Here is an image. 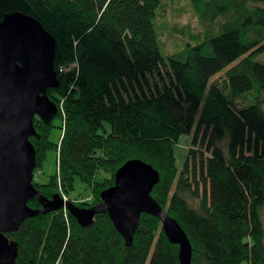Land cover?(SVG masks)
Returning a JSON list of instances; mask_svg holds the SVG:
<instances>
[{
  "label": "trees",
  "instance_id": "trees-1",
  "mask_svg": "<svg viewBox=\"0 0 264 264\" xmlns=\"http://www.w3.org/2000/svg\"><path fill=\"white\" fill-rule=\"evenodd\" d=\"M160 7V0H0V20L19 11L53 36L54 69L77 61L47 90L61 120L58 142L48 139L52 121L33 119V172L50 149L57 167L32 185L45 202L65 198L78 180L89 195L66 200L91 207L123 163L140 160L157 170L150 195L188 236L192 264H264V62L254 60L264 50V0L203 1V37L166 55L154 23ZM192 129L178 169L173 144ZM28 205L42 206L36 198ZM6 236L17 244L15 264H180L178 245L148 214L130 246L105 211L85 227L65 208L37 214Z\"/></svg>",
  "mask_w": 264,
  "mask_h": 264
},
{
  "label": "water",
  "instance_id": "water-1",
  "mask_svg": "<svg viewBox=\"0 0 264 264\" xmlns=\"http://www.w3.org/2000/svg\"><path fill=\"white\" fill-rule=\"evenodd\" d=\"M55 39L33 17L19 12L0 20V264H15L17 244L6 234L15 233L26 218L65 208L85 227L105 211L124 244L130 246L142 214L157 217L167 239L178 245L180 264H192L188 236L174 218L151 197L159 181L156 169L140 160H128L114 173L113 185L100 193L101 202L78 207L58 195L42 201L32 185L36 165L29 137L35 135L34 117L44 124L56 115L47 96L59 82L53 68ZM36 198L40 209L28 205Z\"/></svg>",
  "mask_w": 264,
  "mask_h": 264
},
{
  "label": "rangeland",
  "instance_id": "rangeland-1",
  "mask_svg": "<svg viewBox=\"0 0 264 264\" xmlns=\"http://www.w3.org/2000/svg\"><path fill=\"white\" fill-rule=\"evenodd\" d=\"M206 0H160L161 7L159 8L154 19L155 27L159 40L161 42V52L163 55L177 52L183 48L185 43L194 44L199 41L203 35L202 25L199 21L198 6ZM223 17L219 16L213 23V28L216 27L217 21ZM254 60L264 62V50L254 57ZM216 75L214 78L218 77ZM53 127L50 129L48 139L52 143H57L60 139L62 129L61 120L55 117L52 120ZM193 129L189 133H183L178 136L173 144V155L175 166L180 169L188 148L191 147V138ZM56 151L50 149L46 151L45 158L41 163L40 169L33 172V179L38 183H45L49 176L56 171ZM89 195V190L78 180L74 182V188L65 196L68 199H85ZM64 200V199H63ZM261 220L264 230V206L261 210ZM241 264H245L242 262Z\"/></svg>",
  "mask_w": 264,
  "mask_h": 264
},
{
  "label": "built area",
  "instance_id": "built-area-1",
  "mask_svg": "<svg viewBox=\"0 0 264 264\" xmlns=\"http://www.w3.org/2000/svg\"><path fill=\"white\" fill-rule=\"evenodd\" d=\"M75 70H77V61L72 59L68 62L59 64L57 66V68L55 69V72L57 74V72L58 73H65V72L75 71ZM63 199L65 200L64 197H63Z\"/></svg>",
  "mask_w": 264,
  "mask_h": 264
},
{
  "label": "bare ground",
  "instance_id": "bare-ground-1",
  "mask_svg": "<svg viewBox=\"0 0 264 264\" xmlns=\"http://www.w3.org/2000/svg\"><path fill=\"white\" fill-rule=\"evenodd\" d=\"M163 232V231H162Z\"/></svg>",
  "mask_w": 264,
  "mask_h": 264
}]
</instances>
